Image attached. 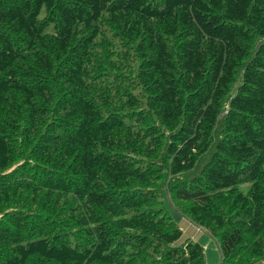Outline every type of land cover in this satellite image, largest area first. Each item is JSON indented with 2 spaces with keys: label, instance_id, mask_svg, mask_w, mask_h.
<instances>
[{
  "label": "trees",
  "instance_id": "trees-1",
  "mask_svg": "<svg viewBox=\"0 0 264 264\" xmlns=\"http://www.w3.org/2000/svg\"><path fill=\"white\" fill-rule=\"evenodd\" d=\"M163 191L264 264V0H0V264H206Z\"/></svg>",
  "mask_w": 264,
  "mask_h": 264
},
{
  "label": "rangeland",
  "instance_id": "rangeland-1",
  "mask_svg": "<svg viewBox=\"0 0 264 264\" xmlns=\"http://www.w3.org/2000/svg\"><path fill=\"white\" fill-rule=\"evenodd\" d=\"M247 185L239 186V189L243 192H246ZM164 207L167 209L170 215L175 220L180 219V225L181 229H183V237L186 236H194V233L192 232L193 227L196 228V231L201 233V237L197 239L200 244L204 247L205 250V259L206 264H221V255L219 251V244L217 243L216 239L214 237H211L208 235V233L204 232L201 228L193 224L189 219L186 217H182L181 214L178 215V213L172 208L168 202L167 196L165 191L162 192ZM182 218V219H181Z\"/></svg>",
  "mask_w": 264,
  "mask_h": 264
},
{
  "label": "crops",
  "instance_id": "crops-1",
  "mask_svg": "<svg viewBox=\"0 0 264 264\" xmlns=\"http://www.w3.org/2000/svg\"><path fill=\"white\" fill-rule=\"evenodd\" d=\"M192 232L194 233V236L192 237H194L195 239H199L201 237V233L197 232L196 228L193 227Z\"/></svg>",
  "mask_w": 264,
  "mask_h": 264
},
{
  "label": "bare ground",
  "instance_id": "bare-ground-1",
  "mask_svg": "<svg viewBox=\"0 0 264 264\" xmlns=\"http://www.w3.org/2000/svg\"><path fill=\"white\" fill-rule=\"evenodd\" d=\"M248 14V13H247ZM262 58V57H261ZM262 67V66H261Z\"/></svg>",
  "mask_w": 264,
  "mask_h": 264
}]
</instances>
